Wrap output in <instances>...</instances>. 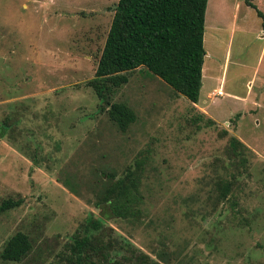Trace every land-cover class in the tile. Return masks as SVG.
Wrapping results in <instances>:
<instances>
[{
  "label": "rangeland",
  "instance_id": "rangeland-1",
  "mask_svg": "<svg viewBox=\"0 0 264 264\" xmlns=\"http://www.w3.org/2000/svg\"><path fill=\"white\" fill-rule=\"evenodd\" d=\"M116 1L0 0V203L21 199L0 212V251L16 231L32 241L21 261L0 264H54L80 223L101 217L85 200L93 194L72 193L61 171L85 183L95 168L121 174L140 157L144 213L133 225L106 220L117 238L159 262L165 250L161 264H264V0H207L196 103L143 69L128 72L112 98L136 113L125 134L86 85ZM231 136L247 163L229 165L235 181L218 200Z\"/></svg>",
  "mask_w": 264,
  "mask_h": 264
},
{
  "label": "trees",
  "instance_id": "trees-1",
  "mask_svg": "<svg viewBox=\"0 0 264 264\" xmlns=\"http://www.w3.org/2000/svg\"><path fill=\"white\" fill-rule=\"evenodd\" d=\"M253 0L247 5L256 7ZM207 0H117L100 54L96 58L94 76L86 81L99 100V110L114 128L125 134L136 120L134 110L123 101H112L116 91L128 82V72L143 69L165 82L176 95L192 103L199 98L202 85V66L205 10ZM258 14L262 16L261 11ZM264 25V21H263ZM213 123L212 119L206 121ZM8 122L3 121L0 137ZM224 132V131H222ZM247 147L236 137L229 138L228 153L231 162L222 164L223 172L216 174L214 190L222 200L231 192L235 173L245 167ZM146 157H140L131 168L127 165L121 174L100 166L95 168L92 181L77 180L68 170L58 179L72 192L86 198L82 188L93 194L86 198L101 214L87 217L68 241L64 242L54 264H161L170 260L165 250L157 253L159 260L135 246L128 239H119L106 220L130 225L140 221L144 213ZM238 173V172H236ZM226 175H230L227 179ZM88 188V189H87ZM21 199L7 198L0 203V212L18 206ZM32 249L30 237L16 231L3 244L0 258L21 261Z\"/></svg>",
  "mask_w": 264,
  "mask_h": 264
},
{
  "label": "built area",
  "instance_id": "built-area-1",
  "mask_svg": "<svg viewBox=\"0 0 264 264\" xmlns=\"http://www.w3.org/2000/svg\"><path fill=\"white\" fill-rule=\"evenodd\" d=\"M221 92H222V90L220 89V90H218V91H216V93L217 94H221Z\"/></svg>",
  "mask_w": 264,
  "mask_h": 264
},
{
  "label": "bare ground",
  "instance_id": "bare-ground-1",
  "mask_svg": "<svg viewBox=\"0 0 264 264\" xmlns=\"http://www.w3.org/2000/svg\"><path fill=\"white\" fill-rule=\"evenodd\" d=\"M221 93H223V92H221Z\"/></svg>",
  "mask_w": 264,
  "mask_h": 264
},
{
  "label": "crops",
  "instance_id": "crops-1",
  "mask_svg": "<svg viewBox=\"0 0 264 264\" xmlns=\"http://www.w3.org/2000/svg\"><path fill=\"white\" fill-rule=\"evenodd\" d=\"M263 36V35H262Z\"/></svg>",
  "mask_w": 264,
  "mask_h": 264
}]
</instances>
